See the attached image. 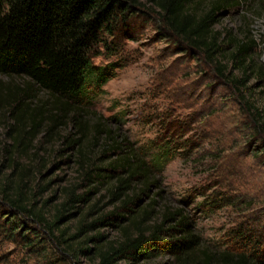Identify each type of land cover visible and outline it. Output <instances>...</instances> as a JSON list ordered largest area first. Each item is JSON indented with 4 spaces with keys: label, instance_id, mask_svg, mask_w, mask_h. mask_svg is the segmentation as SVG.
I'll return each instance as SVG.
<instances>
[{
    "label": "trees",
    "instance_id": "obj_1",
    "mask_svg": "<svg viewBox=\"0 0 264 264\" xmlns=\"http://www.w3.org/2000/svg\"><path fill=\"white\" fill-rule=\"evenodd\" d=\"M243 1L0 0V128L9 141L0 146V264H18L3 249L5 241L20 245L28 260L39 259L36 264H81L82 258L89 264H141L166 254L181 264L196 254L200 264H262L255 242L248 254L231 253L243 233L233 234L224 252H211L181 209L161 206L160 174L191 146L184 139L188 120L165 113L160 133L138 149L113 128L121 117L105 118L93 109L106 84L128 65L118 58L133 40L125 34L127 13L136 11L155 14L182 51L200 57L245 101L250 75L264 87V66L257 63L264 36L259 43L250 29L216 28ZM119 32L123 37L115 40ZM96 57L106 64H95ZM226 60L244 78L227 73ZM48 156L60 159L57 168L76 167L81 182L63 188L62 201L45 212L50 200L39 210L34 200L45 188L38 180L46 177ZM214 193L209 204H230L229 195Z\"/></svg>",
    "mask_w": 264,
    "mask_h": 264
},
{
    "label": "rangeland",
    "instance_id": "obj_2",
    "mask_svg": "<svg viewBox=\"0 0 264 264\" xmlns=\"http://www.w3.org/2000/svg\"><path fill=\"white\" fill-rule=\"evenodd\" d=\"M156 20L151 13H127L125 34L133 40L124 43V55L118 59H127L128 65L106 84L93 109L105 118L121 117L122 124L113 128H120L138 149L151 144L160 133L159 118L165 113L175 114L181 121L188 120L190 125L186 126L184 139L191 146L183 151L186 156L175 158L160 174L161 206L181 209L200 243L211 252H224L233 242L232 235L236 238L243 233L245 238L234 242L231 253L248 254L259 245L260 251L254 252L260 253L258 261L264 264V87L255 75H250L242 90L245 97L242 101L200 57L182 51L180 42L168 37ZM216 28L234 33L250 29L261 43L264 0L243 1L239 8L226 12ZM122 37L119 32L115 40ZM257 55V63L264 66V50ZM94 62L104 65L107 61L96 57ZM224 64L227 73L232 71L236 78H244L242 73L233 71L227 60ZM1 80L9 81L5 77ZM15 80L14 83H20ZM5 143H9L6 130L0 128V146ZM57 160L60 159L52 156L45 160L46 177L38 180L45 188L37 192L34 200L37 210L50 200L45 208L49 212L62 201L57 199L63 188L81 182L76 167L62 164L57 168L54 165ZM87 189L85 186L79 191ZM214 191L223 197L229 195L230 204L221 209L213 202L209 204L218 195ZM104 232L115 236L110 230ZM249 242L256 245L248 247ZM2 244L5 252L17 258L18 264H36L39 260H28L20 245L6 241ZM194 256L188 264H200L202 257ZM81 264L89 263L82 258ZM141 264L181 263L166 254Z\"/></svg>",
    "mask_w": 264,
    "mask_h": 264
}]
</instances>
